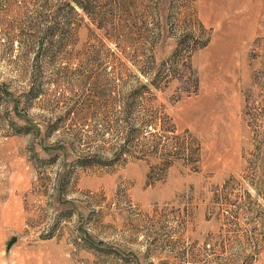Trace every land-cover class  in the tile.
<instances>
[{
    "label": "rangeland",
    "instance_id": "1",
    "mask_svg": "<svg viewBox=\"0 0 264 264\" xmlns=\"http://www.w3.org/2000/svg\"><path fill=\"white\" fill-rule=\"evenodd\" d=\"M66 1L0 0V264H264V0Z\"/></svg>",
    "mask_w": 264,
    "mask_h": 264
},
{
    "label": "trees",
    "instance_id": "2",
    "mask_svg": "<svg viewBox=\"0 0 264 264\" xmlns=\"http://www.w3.org/2000/svg\"><path fill=\"white\" fill-rule=\"evenodd\" d=\"M97 1L98 0H68L66 2H63V4H65V6L69 9V12L72 15V17H81L82 19L87 18L90 24L94 26V30L101 31L105 29L106 27L105 26L106 18H105V15L103 16L102 12L98 10ZM64 18L65 16L61 15L60 12L57 13L58 20L60 19L63 20ZM158 80L159 79H156L154 80V82H150V84L153 85L155 88H157L159 87L157 86ZM149 81H150V78H149ZM40 92H41V86L37 80V77L34 76L32 78L30 94L32 98H38L39 97L38 95L40 94ZM4 93L7 94L8 92L5 90ZM129 111H130L129 107H126V106L123 107V111L121 112V117H120L121 121L123 122L129 121V118H130ZM138 124L141 129L147 130L146 132L150 134L152 133L153 129H156L155 124H153V122L151 121H143V122L138 121ZM90 132L91 131L85 130L81 132L79 136L81 137V139L91 140L95 136L91 135ZM105 132H108V130H105ZM134 135H135L134 131H123V128H122L121 131L117 132L116 138L117 140L119 139L120 141H122L121 139H124L128 143L124 142L121 145L116 146L111 152H148L146 148V144L140 143L139 145H137L134 143V140H133ZM140 146H142V148H140ZM160 151H161V148L159 145L154 148V152H160ZM118 157H120V155H118Z\"/></svg>",
    "mask_w": 264,
    "mask_h": 264
}]
</instances>
